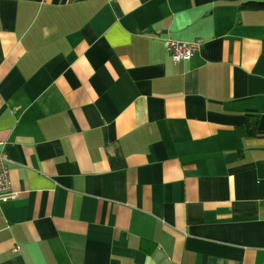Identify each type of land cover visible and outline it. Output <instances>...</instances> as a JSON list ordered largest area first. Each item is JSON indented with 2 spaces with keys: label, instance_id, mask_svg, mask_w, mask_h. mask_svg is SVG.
Segmentation results:
<instances>
[{
  "label": "crops",
  "instance_id": "1",
  "mask_svg": "<svg viewBox=\"0 0 264 264\" xmlns=\"http://www.w3.org/2000/svg\"><path fill=\"white\" fill-rule=\"evenodd\" d=\"M263 43L236 2L0 0V264H264Z\"/></svg>",
  "mask_w": 264,
  "mask_h": 264
},
{
  "label": "built area",
  "instance_id": "2",
  "mask_svg": "<svg viewBox=\"0 0 264 264\" xmlns=\"http://www.w3.org/2000/svg\"><path fill=\"white\" fill-rule=\"evenodd\" d=\"M202 46L203 41L201 39H196L191 42L176 41L174 39H167L165 41L166 50L174 64L191 60L201 52ZM9 162L7 152L4 149H0V204L16 196L12 188L8 168Z\"/></svg>",
  "mask_w": 264,
  "mask_h": 264
},
{
  "label": "trees",
  "instance_id": "3",
  "mask_svg": "<svg viewBox=\"0 0 264 264\" xmlns=\"http://www.w3.org/2000/svg\"><path fill=\"white\" fill-rule=\"evenodd\" d=\"M227 2L239 3L241 10L251 12H264V0H221ZM264 53V43H263ZM259 126L258 119H250L244 126L241 127V134L243 137L252 138L257 135Z\"/></svg>",
  "mask_w": 264,
  "mask_h": 264
}]
</instances>
